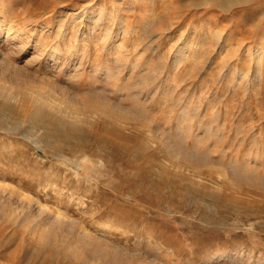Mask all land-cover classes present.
Wrapping results in <instances>:
<instances>
[{
	"label": "rangeland",
	"instance_id": "1",
	"mask_svg": "<svg viewBox=\"0 0 264 264\" xmlns=\"http://www.w3.org/2000/svg\"><path fill=\"white\" fill-rule=\"evenodd\" d=\"M263 185L264 0H0V264H264Z\"/></svg>",
	"mask_w": 264,
	"mask_h": 264
},
{
	"label": "bare ground",
	"instance_id": "2",
	"mask_svg": "<svg viewBox=\"0 0 264 264\" xmlns=\"http://www.w3.org/2000/svg\"><path fill=\"white\" fill-rule=\"evenodd\" d=\"M19 30H20V28H19ZM8 38V37H7ZM262 49H263V47H262ZM252 50V49H251ZM262 52V51H261ZM7 66V65H6ZM241 173V172H240ZM239 177V176H238ZM258 181V180H257ZM256 182V181H255ZM255 184V183H254ZM264 186V185H263ZM75 251V250H74Z\"/></svg>",
	"mask_w": 264,
	"mask_h": 264
}]
</instances>
